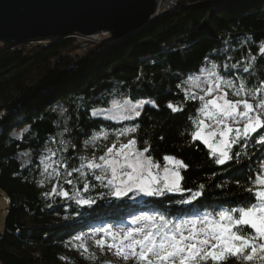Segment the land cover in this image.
<instances>
[{
  "label": "trees",
  "instance_id": "trees-1",
  "mask_svg": "<svg viewBox=\"0 0 264 264\" xmlns=\"http://www.w3.org/2000/svg\"><path fill=\"white\" fill-rule=\"evenodd\" d=\"M79 42L72 35L0 42V191L8 198L0 264H134L132 259L112 263L94 246L84 251L76 237L105 234L144 217L166 225L165 231L175 230L176 225L218 220L220 211L255 202L245 189L262 171L260 137L253 134L234 145L233 159L216 164L210 149L191 137L189 117H196L199 101L186 100L185 90L192 92L189 79L201 76V69L212 70V64L237 85L243 80L248 89L260 86L264 0H177L121 41L91 45L83 52ZM228 91L229 99L240 98L231 94L234 89ZM241 96L255 103L264 91L255 98ZM126 99L147 102L136 120L92 115L93 109ZM169 102L184 110L172 112ZM136 125V132L119 135L120 129ZM133 137L135 148L150 146L145 155L161 166L165 155L182 160L188 167L179 169L181 186L188 191L116 197L105 186L107 180H96L100 173L89 169L88 161ZM42 159L50 165L47 170ZM78 199L94 202L81 205Z\"/></svg>",
  "mask_w": 264,
  "mask_h": 264
},
{
  "label": "snow or ice",
  "instance_id": "snow-or-ice-1",
  "mask_svg": "<svg viewBox=\"0 0 264 264\" xmlns=\"http://www.w3.org/2000/svg\"><path fill=\"white\" fill-rule=\"evenodd\" d=\"M258 52L264 57V44L259 47ZM251 59L255 60L256 57ZM216 68L217 65L212 64V70L207 71L206 87L201 89L203 94L197 95L185 90V99L199 101L196 117H189L194 125L192 139L207 146L215 158V163L223 165L233 159V146L253 134L258 135V143L264 145V132L261 131L264 130V97L253 103L241 96L243 93L244 96L255 98L257 93L264 91V81L258 88L248 89L243 80L237 85L233 80L225 79L217 73ZM205 71L201 69L202 73ZM244 71L247 72L248 68L245 67ZM193 79L199 81L198 77ZM228 89H234L231 94L240 98L229 99ZM145 103L147 102L114 103L112 114L105 116V119L136 120L141 116ZM151 105L158 107L155 101H152ZM167 107L172 112L184 110L172 102H169ZM96 114L92 113L93 116ZM138 127L139 125L122 128L119 135L134 133ZM99 135L107 139L106 132ZM97 138L98 136H93L92 140ZM136 144L134 137L127 143H121L118 148L113 143L106 153L99 157L103 161L102 164L89 162L87 167L101 170L102 174L96 175L95 179L101 182L107 180L105 186H110L111 194L116 197L126 196L130 192L152 197L162 196L166 192L188 191L181 186L184 177L179 169L188 167L182 160L165 155V164L161 166L151 155H145L150 151V146L137 150ZM235 155L239 157L240 154L237 152ZM41 163L44 164V159ZM170 164L173 167H170ZM44 167L47 170L50 165L44 164ZM261 169L262 171L254 177L253 187L245 189L255 202L246 207L220 211L219 219L211 220L204 227L197 228L193 222L192 229L185 234L180 225H176L175 230L165 231L163 229L166 225H157L153 221L148 227L128 228L122 236L120 233H109L112 242L100 239L96 243L101 248H115L118 255L124 260L132 259L134 264H208L209 261L211 264H229L230 261L232 264H252L256 259L264 261V164H261ZM53 171L57 169L53 168ZM84 190H88V184L84 185ZM62 195L67 197L68 192L65 191ZM194 195L198 196L200 193ZM76 202L90 205L94 201L78 199ZM182 202L188 203L190 200ZM160 220L164 221V217L161 216ZM241 226H246L251 231L244 232ZM82 247L84 251H88L86 245Z\"/></svg>",
  "mask_w": 264,
  "mask_h": 264
},
{
  "label": "water",
  "instance_id": "water-1",
  "mask_svg": "<svg viewBox=\"0 0 264 264\" xmlns=\"http://www.w3.org/2000/svg\"><path fill=\"white\" fill-rule=\"evenodd\" d=\"M159 0H0V42L106 33L121 41L157 19Z\"/></svg>",
  "mask_w": 264,
  "mask_h": 264
},
{
  "label": "rangeland",
  "instance_id": "rangeland-1",
  "mask_svg": "<svg viewBox=\"0 0 264 264\" xmlns=\"http://www.w3.org/2000/svg\"><path fill=\"white\" fill-rule=\"evenodd\" d=\"M177 3H175L174 5H172V7H174ZM170 7V8H172ZM87 40H90V41H87ZM108 41V38H107V35L106 33H98V34H92V35H88V36H84L81 38L80 42L78 43L79 46H80V51L83 52L86 50L87 47H90L91 45H95V46H98V45H106V42ZM78 42V41H77ZM89 42V43H87ZM91 43V44H90ZM108 44V43H107ZM206 75H207V72H204L201 76L200 75H197V76H194V77H191L188 81V85H189V88L192 92H195L197 93L198 95H202L203 92L201 91V89H203L204 87H206ZM199 78V81L193 79V78ZM125 101H128L130 104H134V103H137V102H140V101H146V100H140V101H133V100H130V99H126V100H123V101H116V102H113L114 103H119V104H123ZM113 104H111L109 107L107 108H104V109H93L92 110V113L93 112H96L97 114H100L102 116H108V115H111L112 114V106ZM142 110V109H141ZM116 121H120V120H116ZM235 126H238V125H234ZM118 148V147H117ZM89 162H95V163H103V161H101L100 159H90L88 161ZM170 167H173V165H169ZM174 167H179V166H174ZM98 172L100 174H102L101 170L100 169H97ZM8 205V198L7 196L0 191V231L2 230L3 228V220H4V216H5V209ZM210 221H204V220H200L198 223H195L196 224V227L197 228H200V227H204L206 226ZM152 224L151 221H149V219L147 218H138L136 220V222L134 224H127V225H124L122 227H115L113 228L111 231H107V233L105 234H99V233H89L88 235H77V237H81V239H78V243H79V246L81 248H83L82 246H94L96 247L99 251L103 252L106 256H108L110 258V260L112 261V263H125L129 260H124L122 258V256L118 255L117 254V251L115 248L113 249H109L107 246L101 248L97 245V241L100 240V239H104L105 241L107 242H112V236L109 235V233L111 234H115V233H120L121 236L123 235V232H125L128 228H137V227H148ZM192 226H193V223H191L190 225L186 226L185 228H182V230L185 232V234H188V232L192 229ZM117 240H119V237L117 238Z\"/></svg>",
  "mask_w": 264,
  "mask_h": 264
},
{
  "label": "built area",
  "instance_id": "built-area-1",
  "mask_svg": "<svg viewBox=\"0 0 264 264\" xmlns=\"http://www.w3.org/2000/svg\"><path fill=\"white\" fill-rule=\"evenodd\" d=\"M175 3H177V0H159L158 1V5H157V10L159 11V13H161V15L166 12L167 10L170 9V7H172V5H174ZM72 36L78 38L81 40L82 35H76V34H73ZM87 41H90V40H87Z\"/></svg>",
  "mask_w": 264,
  "mask_h": 264
},
{
  "label": "crops",
  "instance_id": "crops-1",
  "mask_svg": "<svg viewBox=\"0 0 264 264\" xmlns=\"http://www.w3.org/2000/svg\"><path fill=\"white\" fill-rule=\"evenodd\" d=\"M2 225H3V223H2Z\"/></svg>",
  "mask_w": 264,
  "mask_h": 264
}]
</instances>
